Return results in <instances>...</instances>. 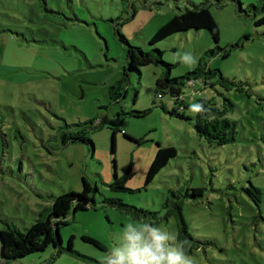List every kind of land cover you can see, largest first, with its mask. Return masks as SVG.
Masks as SVG:
<instances>
[{
    "label": "rangeland",
    "instance_id": "obj_1",
    "mask_svg": "<svg viewBox=\"0 0 264 264\" xmlns=\"http://www.w3.org/2000/svg\"><path fill=\"white\" fill-rule=\"evenodd\" d=\"M240 1L243 12L233 4L210 8L222 49L215 56L204 59L217 46L211 34L190 30L157 44L173 65L169 72L163 66L126 72L128 46L119 34L148 51L162 25L201 0H0V229L6 222L24 231L50 207V197L80 193L83 178L94 190L90 208L59 228L61 252L49 247L15 264H115L126 232L151 243L153 229L167 230L165 255L179 252V214L196 245L193 264H264V25H256L264 12L262 0ZM201 63L228 83L211 79L212 86L186 99L190 119H178L169 114L173 99L155 81L183 77ZM113 86L118 101L109 96ZM200 95L233 104L226 113L236 124L233 142L209 145L196 135ZM143 110L151 112L122 115ZM91 121L99 126L87 133L92 144L61 146L53 138L65 124ZM111 129L138 143L117 133L113 149ZM157 143L174 147L176 157L146 184ZM129 167L128 191H111ZM110 200L155 215L136 220Z\"/></svg>",
    "mask_w": 264,
    "mask_h": 264
},
{
    "label": "trees",
    "instance_id": "obj_2",
    "mask_svg": "<svg viewBox=\"0 0 264 264\" xmlns=\"http://www.w3.org/2000/svg\"><path fill=\"white\" fill-rule=\"evenodd\" d=\"M146 3L147 0H139ZM177 1V0H174ZM185 1V0H184ZM189 1V0H187ZM228 4L236 6L238 12H243L242 3L240 0H201L200 3H191V8L184 7V11L174 14L168 22L162 25L156 33L152 36L148 45L150 49L144 51L139 47H132L122 34H119V40L123 44L128 46L126 52L125 69L127 71L139 72L140 68L145 66H163L166 71H170L173 65L167 64L163 61V52L156 48L159 42L167 39L171 35L179 32H186L190 30H207L217 44L214 49L207 51L204 54V59L213 57L217 54V50L222 49L218 46L219 42V29L214 21V18L210 12V8L215 6L216 8H225ZM256 10V6H251ZM260 9L264 12V0ZM256 25H264V16L256 21ZM228 54H225V57ZM169 75V74H168ZM167 76L158 77L155 81L156 88L169 93L170 97L175 103V107L170 115L181 119L189 120L190 118L183 114L184 109L189 105L185 104L186 99L193 93H199L207 86H212L210 80L215 78L217 82L228 83V81L217 70L206 69L201 63L197 69L183 77H176L173 79ZM197 82V83H196ZM196 88L197 90H195ZM189 89L191 93L185 95L183 90ZM110 98L118 101L120 93L117 92V87L113 86L109 91ZM160 98L161 95L158 94ZM192 99V98H191ZM233 107V104L229 99L223 98L220 102L216 97H205L203 95L197 96L194 100L193 110L200 109L199 112L194 111L193 128L196 135L209 145L223 146L234 141L236 136V124L226 117V113ZM151 110L132 111L129 113L123 112L122 115H133L137 118H144L149 115ZM131 113V114H130ZM79 128V131H75ZM99 128L98 124L94 121L87 123H78L76 125H68L59 127L57 133L53 136L54 140H59L61 146L81 142L84 144H92L91 140L87 137L89 130H95ZM112 131V143L114 149L115 136L117 133H122L124 137L130 139L132 142L138 143L136 140L130 138L119 129H111ZM2 135L5 137L4 132L0 129ZM4 141V139H2ZM155 157L150 165L146 184H149L153 178L168 164L169 160L176 157V149L172 146L163 147L159 143ZM133 176L131 168L121 178H116L111 184L110 190L113 192H126L125 182ZM83 190L80 193L69 192L55 198L50 197V207L44 208L37 214V217L33 224H31L24 231H19L16 227L4 222V229H0V264H15L23 258L28 256L39 254L44 252L49 247H52L55 251L61 252L63 250L62 241L59 235V228L69 225V217H74L75 213L85 211L90 208V203H94V198L91 197L93 188L90 183L83 178L82 180ZM255 195V201L259 202L260 192L256 188L249 190L250 195ZM110 205L124 208L129 214H131L136 220H140L147 216H153L155 213L145 211L142 209H136L123 204L120 200H110ZM180 230L179 241L183 244V240H191L187 232V226L179 214ZM83 242H88L98 246V243L91 239L82 237ZM196 245L189 243V246L184 245L181 251L187 250V254H191ZM69 252H72V238L69 239L67 248Z\"/></svg>",
    "mask_w": 264,
    "mask_h": 264
},
{
    "label": "clouds",
    "instance_id": "obj_3",
    "mask_svg": "<svg viewBox=\"0 0 264 264\" xmlns=\"http://www.w3.org/2000/svg\"><path fill=\"white\" fill-rule=\"evenodd\" d=\"M199 112L200 109L193 110ZM147 230V226H143ZM151 243L144 242L142 235L136 232H126L125 239L126 246L122 250L114 251L117 257L115 264H193V257L185 251H176L169 249L168 254L163 252V246L168 240L167 230L164 229L163 233L159 229H153L150 232ZM177 235L174 234V237ZM184 245L189 246L187 239L183 240V244L179 247L183 248Z\"/></svg>",
    "mask_w": 264,
    "mask_h": 264
}]
</instances>
